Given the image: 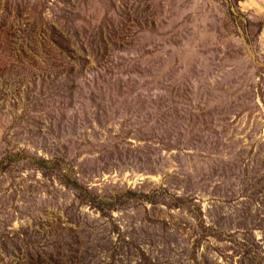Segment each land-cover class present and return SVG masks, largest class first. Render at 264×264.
<instances>
[{
  "label": "rangeland",
  "instance_id": "1",
  "mask_svg": "<svg viewBox=\"0 0 264 264\" xmlns=\"http://www.w3.org/2000/svg\"><path fill=\"white\" fill-rule=\"evenodd\" d=\"M0 264H264V0H0Z\"/></svg>",
  "mask_w": 264,
  "mask_h": 264
}]
</instances>
